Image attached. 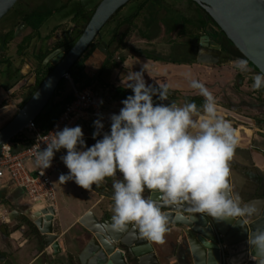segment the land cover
I'll return each instance as SVG.
<instances>
[{"label": "rangeland", "instance_id": "1", "mask_svg": "<svg viewBox=\"0 0 264 264\" xmlns=\"http://www.w3.org/2000/svg\"><path fill=\"white\" fill-rule=\"evenodd\" d=\"M67 1L17 0L0 18V35L14 28V37L0 53V127L15 114L35 86V76L32 79L29 71L38 63L34 53L39 45L49 49L60 40L71 38V30L74 26L71 16L65 13L58 14L56 18L52 17L41 25L40 35L31 39L23 54H18L17 44L31 31V27L24 24L21 17L25 12L37 7L46 10ZM85 1L88 9L94 8L98 2V0ZM137 10V15L133 16L130 22H123L124 18L133 15ZM202 12L203 10L190 0H130L101 27L86 52L97 47L89 56L80 60L83 66L88 63L89 68L94 69V64H89V61H94L92 63L102 61L104 54L100 46H107L110 50H114L115 59L120 55L125 57L124 68L121 70L116 68L111 72V82L132 85L137 91L144 84L165 85L175 98L165 93L156 96H163L156 107V109L160 107L162 113H145V116L138 108L136 109L137 105L133 100L128 99L120 103V106H127L126 109L131 106L135 108L134 111L130 109V113L124 109L122 114H119L117 104L106 101L100 117L89 121L79 120L69 131L66 136L68 142L65 141L60 146V151L59 149L55 151L61 161V167L52 174L56 193V202L53 206L55 210L53 232L56 236L53 241L59 244L58 249H60L56 257L67 261V257L79 251L88 237L86 230H77L76 227L67 234H61L60 219L69 217V205L79 207L89 205L99 197L92 190V185L101 189L121 183V180L114 176H119L121 169L111 160L102 163V166H108L106 176L107 179L112 177L111 182L108 180L104 182L99 172L90 171L81 165L87 160H94L96 156L98 158L99 146H102L104 136L100 137L99 141L90 136L95 132L91 125L94 120L98 122L100 119L123 118L125 115L131 116V111L142 116L144 125L152 126L162 133V137L153 147L152 155L147 157L148 163L152 160L155 163H153V166H156L155 181L159 185L163 184L164 188L168 187L167 189L172 188L167 184L169 182L179 184L178 188L173 187L176 197L198 202L202 206L206 203L203 200L209 197L211 192L206 185L209 182V174L222 171L227 166L234 181L241 182L245 176L234 165L244 164L246 167L254 168L255 171H264V154L247 144L248 136L255 138L254 135L260 133V130H255L254 126L264 129V88L263 90L258 88L259 84L264 86V75L248 64L245 56L234 45L232 53L221 51L218 60L217 51L211 47L216 44L211 40L207 41L201 36L197 49V39L192 37L193 34L185 35L181 31L182 16L196 19ZM209 27L215 38L220 39L221 30L213 28L210 24ZM206 42L207 47L204 48ZM210 61L235 64L241 79L224 80L213 76L208 67L214 63ZM38 68L40 72V69H43ZM10 72L13 73L12 77H9ZM72 82L69 76L65 83L66 91L72 89ZM93 84L94 87L97 86L95 82ZM194 95L203 96L205 104L198 111L187 110L188 97ZM230 115L236 117L246 115L254 120L241 122ZM207 147H214V153ZM117 159L121 161L125 157L121 154ZM129 160L132 162V159ZM138 170L141 169L138 167ZM99 183L105 185L101 186ZM252 184V181L246 180L241 184L237 196L241 198L243 195L239 193L244 191L242 188H250ZM191 186L193 188L189 191ZM140 190L138 197L142 200L147 188ZM219 190V187L214 188L210 196L219 197ZM165 197L169 195L166 194ZM104 203L94 206V211H100ZM20 205L23 209L29 207L26 201ZM39 205L42 206L34 205L29 208L36 211L35 213L33 211L31 213L30 210V213L26 214L32 219L44 214L42 208L46 207L44 206L46 202H41ZM139 206L143 207L140 201L136 204V207ZM9 208V205L0 200V264L51 262L55 252L52 247L45 245V235L37 228H25V225H20V220L13 213L10 214Z\"/></svg>", "mask_w": 264, "mask_h": 264}, {"label": "water", "instance_id": "2", "mask_svg": "<svg viewBox=\"0 0 264 264\" xmlns=\"http://www.w3.org/2000/svg\"><path fill=\"white\" fill-rule=\"evenodd\" d=\"M17 0H0L2 18ZM130 0H98L77 39L64 52L60 47L49 53L52 69L41 83L0 127V145L7 143L30 120L37 116L50 98L59 81L67 77L71 66L86 51L101 27ZM208 14L232 44L264 75V0H193ZM208 39V35L202 38ZM210 41V40H209ZM211 46L219 59L221 47ZM207 47L204 45V48ZM103 51L105 48L100 46ZM219 63V61H210ZM34 79V75H32ZM163 96L151 99L148 104L160 102ZM90 171L99 172L94 160L84 163ZM168 194L169 197H165ZM146 211L141 216L126 217L103 213L98 216L89 209L79 222L88 237L67 261L56 257L59 244L54 237V208H42L44 214L32 219L36 228L45 235V245L55 254L47 264H159L155 252L156 238L174 229L185 236L194 264H264V194L235 199L231 190L229 168L221 171V195L210 207L207 203L179 200L170 189L152 185ZM209 209V210H207ZM44 218V219H42ZM42 221L44 223H42Z\"/></svg>", "mask_w": 264, "mask_h": 264}, {"label": "trees", "instance_id": "3", "mask_svg": "<svg viewBox=\"0 0 264 264\" xmlns=\"http://www.w3.org/2000/svg\"><path fill=\"white\" fill-rule=\"evenodd\" d=\"M192 3H195L193 0H190ZM68 2V1H67ZM67 2L61 3L57 7L49 8L46 10L42 9H33L31 11L25 12L24 15L21 17L22 22H25L28 26L31 27V31L23 36L21 41L17 44L16 51L18 54H23L24 49H26L28 43L34 36L40 35V27L43 25L44 21L52 15L54 12L64 8L67 5ZM143 2L141 3V5ZM196 4V3H195ZM198 7L199 5L196 4ZM123 7V6H122ZM121 7V8H122ZM119 8L118 10H120ZM140 8V7H139ZM117 10V11H118ZM137 11L133 13V15L128 16L123 19V22H130L133 16L137 15ZM92 10L88 11L87 13H83L81 10L77 12V14L73 17V21L75 22L71 34L73 39L68 42V40H60L57 44H69L71 45L81 33V30L85 23L87 22L88 18ZM117 13V12H116ZM115 13V14H116ZM114 14V15H115ZM182 27L181 31L185 35L193 34L194 39H198L201 34L204 33V24L206 18L200 14V16L196 19L188 18L182 16ZM194 20V21H193ZM125 34L122 35L124 37ZM14 37V28H10L4 35L0 36V53L2 50L6 48V44ZM232 42L229 38L222 32V51L224 53H232ZM88 49V48H87ZM86 49V50H87ZM92 48L88 52H84V56H80L77 61H80L82 58L85 59L91 51ZM47 52L39 49L38 59L40 63L41 72H39V76L36 81V85L38 86L45 75L52 69L53 65L50 63H42V59L44 58ZM23 56V55H22ZM114 52L110 54V56L105 60L103 65L100 67L99 71L94 75V77H89L83 71V64L82 61L77 63V61L71 66L69 75L71 76L75 85L79 87H83L90 83L95 82L97 86L95 89L100 91L105 96V103L106 101L109 103H114L120 105V103L125 102L128 99L133 100V102L137 105V108L143 113L154 114L156 111V107L159 103L148 104V102L153 99L154 97L160 94H167L170 97L175 98L174 94H171L168 91V87L165 85L159 84H144L142 85L139 90L137 91L134 86L132 85H123L120 83L114 84L110 81V75L113 69H122L124 68L123 62L125 57L120 55L117 59L114 57ZM228 56V55H227ZM23 59V57H21ZM246 62L252 65L256 70H258L252 62H250L246 57ZM211 70L213 76H218L224 80H228L230 78L237 79L238 81L241 79V75L238 72V67L232 63H225L219 62L210 64L208 67ZM13 73L10 72L9 77H12ZM68 80L67 77H63L57 87L54 90L53 96L50 98L48 103L42 109V111L33 118V121L41 128L42 131H46L50 128V126L54 123L57 115L60 111L63 110L66 103L70 102L73 99L72 89L66 91L65 90V83ZM258 88L263 90L264 86L259 84ZM35 90V89H34ZM33 90V91H34ZM33 91L24 99L22 104L27 100V98L33 93ZM189 101L186 103L187 110L190 111H198L200 108L203 107L205 104V99L203 96L194 95L188 97ZM21 104V105H22ZM173 103H170V105ZM104 107V105H103ZM234 119H238L241 122H249L254 119L250 117H246V115H239V117L230 115ZM9 120V119H8ZM7 120V121H8ZM6 121V122H7ZM5 122V123H6ZM162 137V133L148 125H144L142 121L138 118L131 117L124 120H121L118 124L117 131L115 133V144L118 147L119 155L123 154L125 159L121 160L120 162L125 165L129 166L132 162L129 160L131 157H134V153L137 155L147 156L149 155L156 141ZM32 141V133L27 129H23L19 131L16 135H14L10 139V143L13 149H17L18 147H22ZM209 151L214 153V147H207ZM134 152V153H133ZM127 161V162H126ZM23 221L31 224V227L36 229V226L27 216L22 217Z\"/></svg>", "mask_w": 264, "mask_h": 264}, {"label": "crops", "instance_id": "4", "mask_svg": "<svg viewBox=\"0 0 264 264\" xmlns=\"http://www.w3.org/2000/svg\"><path fill=\"white\" fill-rule=\"evenodd\" d=\"M92 62L94 61H89V64L91 65L94 64V68L96 67L98 68L102 64L103 60L97 61L95 63H92ZM87 66H88V63H87ZM126 107L127 106L125 105H122V106L118 105L119 114H122V112L124 111V109H126ZM130 109H132L133 111L135 110V108L131 106L129 107V109L128 108L126 109L127 110L126 112L130 113ZM103 111H104V108L102 112ZM133 111H131L132 113L131 116L125 115L123 118H119L118 117L119 115H116L118 117L116 119H109V118L104 119V120L100 119L98 122H95L94 120L93 123L91 124L93 126V131H95L93 135H90L92 136V138H95V139L97 138V141H99L100 137L104 136L102 139L103 140L102 146H99L100 151H98V158L96 156L95 157L96 160L94 159L96 163L100 165L99 175L103 177L104 182H107V180L108 182L112 181V177L110 178L108 177L107 179V176H106L107 174L106 169L108 168V166H105V165L102 166V163L104 164L107 161L111 160L115 166H118L121 169L119 176L114 175L117 177V179L121 180V183H118L116 185L113 184L111 186L101 187V189H97L96 187H94V185H92V190L96 194H98L99 197H97L94 201L89 203V205L86 204L80 207L69 205V217L68 218L64 217V219H60V223L62 225L61 234H67L69 231H71L75 227L77 228V230L78 229L84 230L83 225L78 221L81 215L89 209L94 211V206H96L97 204H101L103 202L105 203H104V206L101 207V210L94 211V213H96L98 216H101L103 213L106 212L110 216L121 214L126 217H131L134 215L133 217L139 218L141 215L138 214L137 211H139L140 209L146 210V208H143L141 206L136 207V204L137 202H139L138 196L141 191L140 189L148 188V186H146L147 184L144 185V183H142L143 180L149 178V179H153L152 182H156L154 179V167L156 166H153L155 163L153 162V160L150 161L149 167H148V170L150 172L143 171L140 167L141 164L145 165V163H148L147 162L148 156L142 158L141 161H137L135 158L131 157L132 164H130V166H125L117 159L119 155V151H118L117 145L114 143V134L117 131L118 124L121 120L131 118V117H135L141 120L142 116L134 114ZM155 113L156 114L162 113V110L160 109V107L156 109ZM101 114L98 117H100ZM144 114L145 113H143V116L146 115ZM254 129L260 130V133H256V135H254L255 138L253 136L252 137L248 136L247 144L249 146H252V148L255 149L256 151H259L264 154V129H260L256 126H254ZM66 142H68V140H66ZM214 159L218 160L217 158H214ZM140 162L142 163L140 164ZM138 167L141 169L140 171L138 170ZM234 167L245 176L241 180V182L240 181L235 182L233 179V176L232 175L230 176L231 190L236 200H238V196L236 193L241 189L240 187L241 184L246 182V180L252 181L253 184L250 186L251 189L242 188L244 191H242V193H239L243 195L242 197L249 198V197H252L258 194L259 195L264 194V171H258V170L255 171L254 168L251 169V167H246V165L244 164L242 165L237 164V165H234ZM246 168H249V169H246ZM246 171H248L249 174ZM167 184L169 185V187H172L170 188L171 191H173L174 186L175 187L177 186L176 188L179 187L178 186L179 184L177 183L174 184L172 182L171 183L169 182ZM100 185L103 186L105 185V183L100 184ZM160 185L163 186V184L161 183ZM193 186L195 187V185ZM193 186L189 187V191L193 188ZM145 194L146 195H144V197L147 196L148 193L145 192ZM207 199L208 197L205 198L204 200L207 201ZM0 200H3L5 204L9 205L10 214L13 213L14 216L20 220L21 222L20 225L22 226L25 225V228L26 227L28 228V225H27V222L23 221L22 217H24L26 213H30L31 209L29 208H32L34 205L39 206V207L42 206V205L41 206L39 205V203H41L40 201H34V200L29 199L19 187H16L10 180H7V179H4L3 183L0 186ZM25 201L28 202L29 207L23 209V207H21L20 204L24 203ZM32 211L33 209L31 210V213L36 212V211H33V212ZM173 235L175 236V238H173ZM154 248L159 258V264H194V259L191 256V253L189 251L187 240L182 232H178L177 230L175 231L174 229H168V231L159 235L156 238V240L154 241ZM0 257H1V254H0ZM4 261L6 262L5 259ZM4 261L2 262L4 263Z\"/></svg>", "mask_w": 264, "mask_h": 264}, {"label": "built area", "instance_id": "5", "mask_svg": "<svg viewBox=\"0 0 264 264\" xmlns=\"http://www.w3.org/2000/svg\"><path fill=\"white\" fill-rule=\"evenodd\" d=\"M72 93L73 99L66 103L48 130L42 131L30 120L24 128L32 133L30 143L17 149H13L10 142L0 145V186L4 179L10 180L29 199L54 206L56 193L52 174L61 165L55 151H60L69 131L79 120L98 117L105 104V96L93 83L79 87L72 82Z\"/></svg>", "mask_w": 264, "mask_h": 264}, {"label": "flooded vegetation", "instance_id": "6", "mask_svg": "<svg viewBox=\"0 0 264 264\" xmlns=\"http://www.w3.org/2000/svg\"><path fill=\"white\" fill-rule=\"evenodd\" d=\"M71 1V2H70ZM16 3V2H15ZM197 4V3H196ZM12 8V7H11ZM51 8H53V7H51ZM199 8L200 9H202L203 10V12H202V15L206 18V21H205V24H204V33L203 34H201L200 36H199V38L197 39V49H198V46H199V43L201 42V36L202 35H204V34H207L208 35V39H206L207 41H209V40H211V39H215L216 41H218L219 43H220V47L222 48V36L220 37V39H218V38H215V35H214V33H213V31H212V29L209 27V24H210V26H212L213 28H218L217 27V25L215 24V22L212 20V19H210V18H207V16H208V14H207V12L202 8V7H200L199 6ZM35 9H41L40 7H37V8H35ZM49 9V8H48ZM33 10V9H32ZM82 11L83 13H87L88 11H90V10H93V8L92 9H88L87 7H86V1L85 0H68V2H67V5L64 7V8H62V9H60V10H58V11H56V12H54L52 15H50L45 21H44V23L43 24H45V23H47L52 17L54 18H56L57 17V15L58 14H63V13H65V15H69V16H71V19L73 20V17L77 14V12H79V11ZM31 11V10H30ZM16 13L18 12V10H16L15 11ZM117 12V11H116ZM115 12V13H116ZM114 13V14H115ZM114 14L111 16V18L110 19H112V17H114ZM110 19L108 20V21H110ZM74 22V21H73ZM24 24H26L25 22H23ZM209 23V24H208ZM74 24H75V22H74ZM27 25V24H26ZM84 27V26H83ZM219 29V28H218ZM72 31V30H71ZM220 33H221V35H222V31H220ZM115 35V34H114ZM113 35V36H114ZM1 36V35H0ZM73 39V36H71V38H69V39H66V40H68V42H70L71 40ZM205 39V38H204ZM93 41H94V39H93ZM92 41V42H93ZM91 42V43H92ZM90 43V44H91ZM73 44V43H72ZM71 44V45H72ZM193 44V43H192ZM71 45H69V44H67V43H63V44H56V45H54L52 48H49V49H46V48H42V45H39V47H38V50L34 53L35 55V58H36V60L37 61H39V59H38V53H39V49L40 48H42V50H44V51H46L47 53L45 54V56H44V58L41 60V61H44V59H45V57L49 54V53H51V52H56L57 51V49L58 48H60V47H64V52H66L69 48H70V46ZM95 47H97V46H95ZM94 47V48H95ZM104 48H105V51H103V50H101L102 52H103V54H104V58H103V62H102V64L97 68H92V67H90L89 68V66H83V71L86 73V74H88L90 77H94V75L99 71V69H100V67L103 65V63L105 62V60L110 56V54L111 53H113L114 52V50H110L107 46H104ZM196 49V50H197ZM100 50V49H99ZM204 51V50H203ZM221 51H222V49H221ZM205 52V51H204ZM59 52H56L55 53V55H57ZM54 55V56H55ZM54 56H51L48 60H47V62L46 63H50V64H52L51 63V61H52V58L54 57ZM82 56V55H81ZM80 58V57H79ZM78 58V59H79ZM77 59V60H78ZM53 65V64H52ZM41 65H40V63L38 62L37 63V65H35L34 67H32V69L29 71L30 72V74H29V76L31 77L32 75H34L35 76V82H34V87H32V91L34 90V89H36L37 88V85H36V81H37V78H38V76H39V68L38 67H40ZM91 69H93V70H91ZM31 91V92H32ZM116 133V132H115ZM114 137H115V134H114ZM115 139V138H114ZM114 143H115V141H114ZM149 155H152V152L149 154ZM149 155H147V156H149ZM133 156H135V159H137V161H141V159L142 158H144V157H147V156H142V155H137V154H134ZM221 157H223V155H221ZM218 161V160H217ZM142 162H140V164H141ZM141 169L143 170V171H148V167H149V163H145V165L144 164H141ZM208 178H209V182L206 184L207 185V188H208V190L210 189V193H213L212 191L214 190V188H217V187H219L220 188V190H219V195H221V170H219V171H217L216 173H212V174H209V176H208ZM153 181V179H149V178H147V179H144L143 180V182L142 183H144V185H146V186H148V188H147V190H146V192L148 193L147 194V196H145L144 198H141L142 200H139V201H141V203H142V206H143V208H146V205H147V202H148V197H149V191H150V189H151V186L152 185H157V186H159V187H163V186H160L158 183H156V182H152ZM209 193V192H208ZM210 193H209V197H208V199H207V201H205L208 205H210V207H212L215 203H216V201L218 200V196H210ZM176 198H178V197H176ZM245 198V197H244ZM179 200H181V199H183V200H185V201H187L186 199H184V198H178ZM141 211H146V210H144V209H140ZM207 210H209V209H207ZM25 216H27L30 220H32L27 214H25ZM26 222V221H25ZM33 222V221H32ZM27 225H28V227H31V224L30 223H27ZM6 260V259H5Z\"/></svg>", "mask_w": 264, "mask_h": 264}]
</instances>
